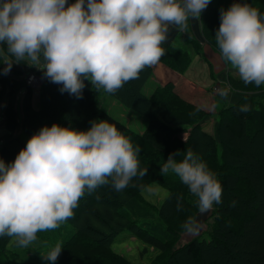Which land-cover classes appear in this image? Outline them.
Wrapping results in <instances>:
<instances>
[{"label": "trees", "instance_id": "trees-1", "mask_svg": "<svg viewBox=\"0 0 264 264\" xmlns=\"http://www.w3.org/2000/svg\"><path fill=\"white\" fill-rule=\"evenodd\" d=\"M232 3L233 0H210L201 13L203 35L219 52L214 36L220 26V10ZM240 3L264 13V0ZM189 41L196 47L193 37L189 36ZM0 47L6 50L7 44ZM161 47L166 50L161 61L179 72L188 67L191 56L187 50L168 43ZM4 53L0 52V60ZM4 66L0 61V71ZM22 73L12 66L7 75L0 77V108L1 98L7 97L0 126L9 130V134L0 136V159L5 163L14 161L29 138L44 125L58 123L86 130L96 119L107 120L134 147L139 145V165L148 171L142 180L134 178L123 191H116L110 184L93 192L85 188L72 216L56 229L38 232L37 240L27 248L18 247L16 237L0 236V264H51L41 254L57 243L62 245V252L55 264H147L113 246L117 239L129 236H135L143 246L142 256L150 246L159 252L151 264H264V85L245 84L229 74L230 87L240 89L241 96L218 111L212 132L202 125L210 115L208 108L193 101L181 87L172 83L155 84L149 90L143 87L151 76L150 66L114 94L96 92L91 81L85 79L79 99L61 93L60 86L46 79L40 68L32 72L40 79L37 87L27 82V72ZM34 91L38 93L37 107L32 100ZM103 94L144 116L143 131H134L103 109ZM244 104L250 105L247 113L239 111ZM193 112L196 114L190 115ZM18 125L20 132L15 131ZM177 149L181 153L191 149L199 155L217 174L223 189L222 202L214 204L204 219L205 228L183 243L179 240L185 231L181 225L189 216L198 214L197 197L178 176H163L159 171L169 153ZM140 185H158L168 193L161 201H153L143 195L145 188ZM178 200L182 211L177 210Z\"/></svg>", "mask_w": 264, "mask_h": 264}, {"label": "clouds", "instance_id": "clouds-1", "mask_svg": "<svg viewBox=\"0 0 264 264\" xmlns=\"http://www.w3.org/2000/svg\"><path fill=\"white\" fill-rule=\"evenodd\" d=\"M210 0H0V60L7 75L13 63L26 62L43 70V76L82 98L84 80L96 92L114 94L124 83L139 78L146 66L166 54L161 47L172 28L187 32L188 21L200 20ZM67 5V6H66ZM215 41L221 58L238 71L245 83L264 85V13L247 3L234 2L220 10ZM228 101L230 85L216 90ZM200 111L197 107L196 112ZM240 112L250 111L244 104ZM196 112L190 113L195 115ZM90 128L77 130L58 123L35 132L14 161L0 159V236L16 237L27 248L37 233L56 229L73 214L85 188L89 192L111 185L123 191L134 178L143 179L135 147L107 120H92ZM183 156L182 159L177 157ZM172 173L197 197L198 214L181 227L199 231L200 218L222 202L217 174L193 150L169 153L159 169ZM135 187V184H132ZM150 193L158 189L140 185ZM235 203V202H233ZM182 211V202L177 201ZM62 252L57 243L41 258L55 264Z\"/></svg>", "mask_w": 264, "mask_h": 264}, {"label": "crops", "instance_id": "crops-1", "mask_svg": "<svg viewBox=\"0 0 264 264\" xmlns=\"http://www.w3.org/2000/svg\"><path fill=\"white\" fill-rule=\"evenodd\" d=\"M234 2L240 3V0H233ZM73 3L71 0H68V4ZM67 6V5H66ZM189 35L187 32H178L175 28H172L168 40L165 43L173 45L177 48L187 50L190 53L191 60L188 67L184 71H177L170 66H168L163 61L159 60L158 63L150 66L151 68V76L149 77L150 88H152L155 84H166L172 83L177 87H181L184 91L185 88L183 84H187L188 89H191L192 92H188L191 95L193 101L202 106L211 109L212 108H221L226 105H229L235 101H237L241 93L232 90L230 92L228 101H221L218 107H213L219 97L216 95V91H213V87L219 88V83L212 80V64L211 61L215 64L216 58L220 65V59L216 56L217 52L220 54L218 50H216L204 37L200 20H189ZM189 36L193 37L196 42V47L189 41ZM213 49L216 52H213ZM227 63V62H226ZM39 69L36 67L35 69H30L27 71V76L33 74L32 72ZM233 75L239 77L238 71L234 68L228 69V73L226 76L227 83L228 76ZM183 77L186 80H182ZM181 84V85H178ZM149 88V89H150ZM33 94L36 96L37 92L34 91ZM34 100V97H32ZM35 100L33 101V103ZM204 103V104H203ZM2 105V103H1ZM212 110V109H211ZM209 123L206 125V123ZM216 123V118L212 115H209L207 119H205L202 123L205 129H212L213 124ZM212 126V127H211ZM3 127V126H2ZM211 131V130H210ZM1 142V139H0Z\"/></svg>", "mask_w": 264, "mask_h": 264}, {"label": "rangeland", "instance_id": "rangeland-1", "mask_svg": "<svg viewBox=\"0 0 264 264\" xmlns=\"http://www.w3.org/2000/svg\"><path fill=\"white\" fill-rule=\"evenodd\" d=\"M213 52V49H211ZM218 56V58L220 59V65L218 62V59L216 58L215 60V64L211 61V64L213 66L212 68V80H214L215 82L219 83V87H223V86H227L230 84H226L227 83V73H228V69H232L233 67L231 66L230 63H226L220 56V54L217 52L216 53ZM7 56V53H4V58ZM12 66H15L19 69L22 70V75L25 74L28 70L30 69H35L37 66L34 65H29L26 62H20V63H13ZM4 74L2 73V71H0V77H3ZM36 77H38L37 75H35ZM38 80L39 77H38ZM183 81L186 80L185 77H183L182 79ZM30 85L37 87L38 86V82H34L31 81V83H29ZM181 85V84H178ZM146 90H149L150 88V81H148L144 86H143ZM183 87L185 88L186 91L188 92H192L191 89H188L187 84H183ZM213 91H215L217 89V87H213ZM232 90L241 93L242 91H240V89L231 88ZM36 90V89H35ZM264 91V90H263ZM37 92V91H36ZM34 100L35 102L33 103L35 107L38 106V93L36 94V96L33 94ZM218 97V96H217ZM2 107L0 108V120L2 118V113L4 111L5 105L7 103V97H2ZM33 100V101H34ZM204 104V103H203ZM17 105H18V113H20V98L19 100H17ZM100 105L103 109H105L107 112H109L113 117L117 118L118 120L124 122L126 125H128L130 128H132L134 131H138L141 132L143 131V129L145 128L146 125V119L144 116L137 114L135 112H133L131 109L125 107L124 105H122L121 103H119L117 100H115L114 98H112L111 96H109L108 94H103L100 97ZM222 108V107H221ZM221 108H212L209 109L210 115H212L213 117H217V113ZM209 124L208 122L206 123V125ZM2 127V126H0ZM212 127V126H211ZM212 132L215 131V125L213 124L212 129H209ZM16 132H20L21 128L20 125L17 126V129L15 130ZM216 135V133H215ZM152 186V185H151ZM153 187H156L158 190L155 193H150L146 190V188L142 191L143 195L147 196L149 199L156 201L159 200L161 201L162 199H164L167 195V190L164 188H161L158 185H153ZM204 219H206V214L200 218V224L201 227L199 229L202 230L205 228V224H203ZM210 221V220H209ZM189 233L186 231H182L181 232V238H185L188 237ZM123 239L118 240L113 244V246L120 252L124 253V254H128L129 252L131 253L132 256H134V259L138 260H142L147 264H151L152 262H154V260L158 257L159 252L157 250H153L152 246H150L148 249L149 251L146 252L143 256L140 254V248L142 249L143 246L139 244V242L137 243L135 236H129V238H124ZM180 238V239H181ZM179 239V240H180ZM136 241V243H135ZM140 246V247H139ZM162 254V253H161Z\"/></svg>", "mask_w": 264, "mask_h": 264}, {"label": "water", "instance_id": "water-1", "mask_svg": "<svg viewBox=\"0 0 264 264\" xmlns=\"http://www.w3.org/2000/svg\"><path fill=\"white\" fill-rule=\"evenodd\" d=\"M6 134H9V130H7L5 127H0V136H5ZM207 215V214H206ZM201 231V230H200ZM200 231H198L197 233L195 234H188L189 236L188 237H185V238H181L180 239V242L183 243V242H186L188 241L190 238H192L193 236L197 235L200 233Z\"/></svg>", "mask_w": 264, "mask_h": 264}, {"label": "built area", "instance_id": "built-area-1", "mask_svg": "<svg viewBox=\"0 0 264 264\" xmlns=\"http://www.w3.org/2000/svg\"><path fill=\"white\" fill-rule=\"evenodd\" d=\"M31 81H34V82H38L39 83V80H38V77H36L34 74H30L28 75L27 77V82L28 83H31Z\"/></svg>", "mask_w": 264, "mask_h": 264}]
</instances>
